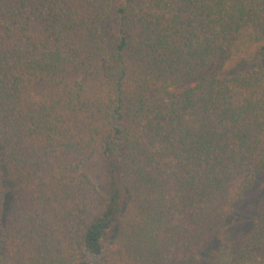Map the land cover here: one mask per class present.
I'll return each instance as SVG.
<instances>
[{
    "label": "trees",
    "instance_id": "1",
    "mask_svg": "<svg viewBox=\"0 0 264 264\" xmlns=\"http://www.w3.org/2000/svg\"><path fill=\"white\" fill-rule=\"evenodd\" d=\"M260 173L264 0H0V264H264Z\"/></svg>",
    "mask_w": 264,
    "mask_h": 264
},
{
    "label": "rangeland",
    "instance_id": "2",
    "mask_svg": "<svg viewBox=\"0 0 264 264\" xmlns=\"http://www.w3.org/2000/svg\"><path fill=\"white\" fill-rule=\"evenodd\" d=\"M3 184L5 187V204L9 206L15 187L9 179H5ZM261 208L264 209V173H260L257 176L254 185L246 189L241 200L237 203L234 214L230 220L228 232L234 235H243L244 233H247L254 226L258 217L263 212ZM219 241L220 239L215 240L204 251V257L210 256L211 253L218 248ZM90 258L94 264H97L98 258L93 256Z\"/></svg>",
    "mask_w": 264,
    "mask_h": 264
}]
</instances>
